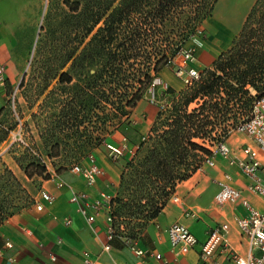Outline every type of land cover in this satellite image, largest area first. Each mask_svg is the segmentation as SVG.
I'll list each match as a JSON object with an SVG mask.
<instances>
[{
    "label": "trees",
    "instance_id": "16d2710c",
    "mask_svg": "<svg viewBox=\"0 0 264 264\" xmlns=\"http://www.w3.org/2000/svg\"><path fill=\"white\" fill-rule=\"evenodd\" d=\"M62 2L66 9L52 22L53 37L48 35V41L36 47L30 80L26 81L25 72L18 88L28 82L26 91L31 90L36 101L68 86L72 91L65 97L55 94V119L61 130L67 128L62 131L75 135L79 145L87 140L80 137L79 128L95 105L103 121L115 116L121 124L149 85L162 84L161 68L176 67L174 58L195 34L197 25L211 15L216 0ZM49 44L51 53L45 55ZM166 91L172 95L170 103L157 111L147 135L138 134L136 155L121 170L120 196L113 198V235L109 240L118 247L124 245L122 238L130 241L143 237L147 224L160 212L176 183L189 177L205 154H212L204 142L214 135L222 141L238 118L248 116L254 99L264 95V0L254 1L231 45L204 67L191 85L181 90L168 86ZM0 129L1 142L10 129L1 121ZM69 146L65 149L55 141L48 156L59 157L62 151L74 156V147ZM27 166L35 170L29 174L49 177L41 161H30ZM63 167L66 165H55V170ZM11 213L9 203L5 205L0 199V223ZM129 217L137 218V223L123 234L121 218Z\"/></svg>",
    "mask_w": 264,
    "mask_h": 264
},
{
    "label": "crops",
    "instance_id": "0c3cea01",
    "mask_svg": "<svg viewBox=\"0 0 264 264\" xmlns=\"http://www.w3.org/2000/svg\"><path fill=\"white\" fill-rule=\"evenodd\" d=\"M223 1L228 2L216 0L211 15L206 17V25L213 24L217 29L216 33L211 34L195 50L190 62V66L199 71L210 66L217 55L231 45L229 42L234 35V27L239 21L241 27L255 0H234L237 6L233 8L229 18L223 17L225 22L222 18H216L214 10ZM41 13L42 0H0V63L5 65V81L7 79L13 86H16L25 68L24 52L20 50L21 37L31 35L33 23L40 20ZM176 60L178 61L177 58ZM175 70V66H166L159 72L162 82L167 80L174 89L177 88L172 77ZM4 96L5 86L0 93V107L5 102ZM136 107L141 117L134 119V126L143 134L153 122L158 106L150 99L140 98ZM225 142L231 148L232 155L238 158L243 155L245 144L252 145L257 150L258 159L264 163V150L259 149L248 135L236 138L231 133ZM210 147L211 150L214 148L213 145ZM213 159V165L204 164L189 177L176 183L173 193L160 212L147 224L143 237L130 241L122 238V247L110 243L108 250L103 247L110 225L105 209L101 208L94 221L89 222L76 210V205L69 201V195L73 189L83 190L90 196H96L101 191L114 195L121 173L117 164L104 157H97L96 162L104 169V173L92 184L86 183L81 174L71 171L69 167L56 171L58 178L64 182L61 187L57 185L56 179L39 177L36 182L39 186L36 188L34 183L26 182L28 178H24V175H18L25 186L29 184L28 191L34 202L36 200L42 203V208H36L35 203L27 205L11 213L0 223V264H212L210 259H200L198 252L200 244L207 237L208 229L221 222L229 225L226 238L230 248L245 253L247 241L237 220L245 214L246 209L231 201H215V194L219 189L218 180L229 174L227 181L241 189L242 195L259 210H264V198L247 189L251 179L238 165L230 163L219 153L213 155ZM85 162L87 161H83ZM42 190L52 195L50 201L40 197ZM174 194L178 195V200L173 199ZM186 211L190 214L186 215ZM176 221L187 225L198 239V244L187 252L172 250L167 230ZM6 241L11 242L10 247L5 246ZM133 245L159 252L162 257L136 255L131 247ZM85 251L88 252L90 263L85 260ZM8 256L13 258L11 262H7ZM52 256H55L54 260ZM215 258L219 264H233L225 252H218Z\"/></svg>",
    "mask_w": 264,
    "mask_h": 264
},
{
    "label": "rangeland",
    "instance_id": "374dc122",
    "mask_svg": "<svg viewBox=\"0 0 264 264\" xmlns=\"http://www.w3.org/2000/svg\"><path fill=\"white\" fill-rule=\"evenodd\" d=\"M234 3H236L234 0H228V2L223 1V3L220 2L215 7L216 9L214 8L216 18L219 20L221 18L223 19V17L229 18L233 8L237 6V4ZM65 9L66 6L63 4L62 0H42V13L40 20L33 23L31 35L26 34L25 36L21 37L20 40L22 46L20 45L21 48H19L20 50H23L24 54L22 55H24L25 58V68L23 73L16 86H13L7 79L5 81V96L3 98L5 102L3 103L2 109L0 110V121L5 127H8L9 129H13L16 127V125L21 123L27 141L31 143L32 147L45 156H48L51 145L55 143V141H58L60 146L65 149H68V147H70L69 145L74 147L73 151H75V154L72 152V155L74 156H71L66 151H62V155L59 157L51 158L48 156L53 167H55V165H66V167H69L73 162L88 161L90 157L96 161V158L101 156L114 162L118 165L120 170H122L125 163L136 155L134 153L137 148L139 141L138 134L140 132L134 126V119L141 117V113L139 112L138 107H136L137 103L135 107L130 110L127 116L122 117L121 120L124 122L121 124L118 122L119 118L115 116L108 117L105 121H103V117L101 116L102 113L95 105L93 112L79 128V131H81L83 134V136L80 137L87 140L84 142L80 141L81 144L76 145L79 142L74 140L76 139L75 135L70 134V132H66V130L62 131L66 127H63L61 130L60 124H56L55 119V111L58 106V102L54 98L55 94L56 96L62 95L65 97L71 90L68 88V86L67 88L57 90L55 94H50L47 97H45L44 94L36 101H34L36 95H34L31 90L26 91L27 88H30L28 87V82L24 85V88H18L19 82L25 72H27L26 81L30 80V75L28 76V74L30 73L31 69V61L34 55L36 56V47L44 44V41L47 40L48 35L50 38L51 36L53 37L52 31H50V27L52 30L54 25L52 22L55 23L57 19L60 18ZM223 21L225 22L224 19ZM206 24L207 20L204 18L197 25L195 34L186 40L183 48H190L195 53V50L198 47H201L202 44H204L211 37V34L216 33L217 29L215 30L213 24H209L208 26ZM239 24L240 21L234 27V35L230 39L229 44H231L233 38L238 33V30L240 29ZM49 46L50 44L47 45V48H44L46 49L45 55H49L51 53V48ZM176 57L174 58V61H176ZM164 67L166 66H163L162 68ZM172 77L173 83L175 87H177L176 90H181L187 87L184 81L179 77V75H177L176 71L172 74ZM8 83L9 86H7ZM53 83L55 82L53 81L52 84ZM80 84H82V81ZM52 86L50 85V88ZM168 86L171 85L167 80L163 81L162 84L157 87H154L151 84L145 89L141 98L150 99L155 102L156 106H158V110L164 108V106L170 103L172 98V95L166 91ZM34 87L35 86H32L31 89ZM14 89L17 90V93L13 103L11 94ZM47 91L48 90H46V92ZM252 92L254 93L253 90ZM195 105V102L192 103L190 108ZM145 112L147 113L148 110L146 109ZM246 117L247 116L244 118H238L236 126L231 127L229 134L232 133L236 138L246 136L247 134L244 131L238 129L239 124L245 120ZM232 119L233 117H230V120ZM85 126L86 128L84 129ZM2 132L3 130L0 129V136L2 135ZM148 132L149 129L144 131L142 135H147ZM124 137L126 138V141L123 140ZM217 139H219L218 135H214L213 139L206 140L204 143L211 149L210 145H214V143L217 142ZM225 139L226 137L223 138V140ZM108 142L118 146H123V144L126 143L123 155H121L116 160L112 159L109 154V149L106 145ZM21 149L23 148L13 145L8 150L0 152V199L4 200L5 205H8L9 203V209L13 212L18 211L22 207L35 203L34 198H32L31 193L28 191L27 186L29 184L25 186L18 178V175H24V178H28L26 179V182L30 184L34 183V187L36 188L39 186V183H36L39 181V177L44 178L35 172L33 174H29V172L31 173L35 170L34 167L27 166V163L33 160L40 161V159L35 154H33V152L29 150H24L21 152ZM77 149H82L83 151L76 152L78 151ZM206 156V154L203 156V160L200 164L204 162ZM6 169L11 171L12 174H8ZM16 180L19 181L20 185H18ZM118 192L119 186L114 193L115 197L120 196ZM136 223L137 218L135 217L121 218L119 227L123 231V234H126L128 229Z\"/></svg>",
    "mask_w": 264,
    "mask_h": 264
},
{
    "label": "built area",
    "instance_id": "2783aa9c",
    "mask_svg": "<svg viewBox=\"0 0 264 264\" xmlns=\"http://www.w3.org/2000/svg\"><path fill=\"white\" fill-rule=\"evenodd\" d=\"M194 58V52L190 48H182L177 55L176 73L181 76L185 85L189 86L197 79L200 75L199 70L190 66V62ZM5 86V65L0 63V90L4 89ZM0 91V93L2 92ZM17 90L14 89L11 94L12 102ZM238 129L244 131L261 150H264V95L256 98L253 103L251 110L243 120ZM126 141V138H123ZM13 145L28 149L33 152L44 164L49 177L56 179V183L59 187L64 185V182L58 178V174L55 168L52 166L50 158L38 152L31 143L27 141L24 135L22 124L19 123L15 128L10 129L7 137L0 142V152L8 150ZM110 157L114 160L118 159L124 153L123 146H118L113 143H106ZM212 148V154L207 155L204 162L199 165L198 168L203 167L204 164L213 165V155L216 153L226 157L230 163H235L242 170V172L250 177L251 182L247 184V189L251 192L259 194L264 198V163H262L257 157V150L250 144H245L243 147V155L241 157H235L232 155L231 148L225 142V140L217 141L214 143ZM69 169L75 173L81 174L86 183L92 184L96 178L104 173V169L97 164V162L90 157L87 162H74L69 166ZM225 178L218 180L219 189L215 194V201L217 203L234 202L245 207L246 212L240 216L237 220L239 229L242 235L247 241V250L245 253L233 251L226 238V232L228 230V223L221 222L216 226L210 227L207 232L206 239L200 244L199 257L202 260H211L212 264H219L216 260L218 252H225L233 264H264V210H259L254 207L250 201L242 195L241 189L231 185L227 179L229 174L224 175ZM40 197L46 201L52 199V195L42 190ZM114 195H111L105 191H101L96 196H90L83 190L73 189L69 195V201L76 205V210L86 217L89 222H93L96 215L101 208L106 211V219L109 222L107 241L104 244L105 249H110L111 245L109 240L113 235V228L111 226L112 216L111 210L113 207ZM174 200H178V195H173ZM35 206L38 209L42 208V203L35 200ZM189 215L190 212H185ZM69 223V220H66ZM168 236L172 250L179 252H187L198 244L197 237L191 232L189 227L181 222H174L168 227ZM62 241V239H60ZM6 247L11 246L10 241L5 242ZM136 255L147 257L152 255L156 258H161L162 255L159 252L149 251L146 248L131 246ZM2 250L0 249V254ZM85 260L90 263L91 260L88 257V252L84 253ZM55 256H52V260ZM12 257H7V262H11Z\"/></svg>",
    "mask_w": 264,
    "mask_h": 264
},
{
    "label": "bare ground",
    "instance_id": "6f19581e",
    "mask_svg": "<svg viewBox=\"0 0 264 264\" xmlns=\"http://www.w3.org/2000/svg\"><path fill=\"white\" fill-rule=\"evenodd\" d=\"M223 37V36H222ZM218 47V46H217Z\"/></svg>",
    "mask_w": 264,
    "mask_h": 264
}]
</instances>
